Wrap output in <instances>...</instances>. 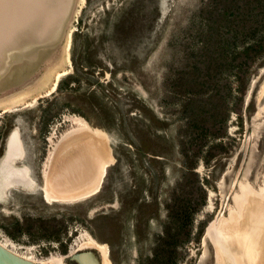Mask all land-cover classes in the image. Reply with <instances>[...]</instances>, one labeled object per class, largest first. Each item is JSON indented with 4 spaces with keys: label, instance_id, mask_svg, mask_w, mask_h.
I'll use <instances>...</instances> for the list:
<instances>
[{
    "label": "rangeland",
    "instance_id": "rangeland-1",
    "mask_svg": "<svg viewBox=\"0 0 264 264\" xmlns=\"http://www.w3.org/2000/svg\"><path fill=\"white\" fill-rule=\"evenodd\" d=\"M206 3L70 0L49 42L27 44L23 28L16 32V44L4 39L0 159L9 133L17 130L25 157L14 165H27L43 187L62 138L89 124L106 133L113 162L98 192L83 201L49 204L41 191L22 188L1 193L3 246L38 263L76 264L67 254L92 238L108 248L107 264H142L159 250L158 237L176 223L181 231L171 264H216L207 229L195 239L198 224L208 216L209 226L226 217L234 198L247 204L255 192L264 196V56L249 69L241 121L229 112L221 124L225 133L218 140L226 150L208 165L197 159L196 176L185 181L180 111L192 88L180 77L194 69ZM47 107L58 113L42 130L41 111ZM205 142L201 155L213 139ZM86 147L90 153L92 147Z\"/></svg>",
    "mask_w": 264,
    "mask_h": 264
},
{
    "label": "trees",
    "instance_id": "trees-1",
    "mask_svg": "<svg viewBox=\"0 0 264 264\" xmlns=\"http://www.w3.org/2000/svg\"><path fill=\"white\" fill-rule=\"evenodd\" d=\"M200 18L205 22L198 32L194 69L188 72V76L180 77L185 86L192 88L180 111L185 120L179 130L180 151L187 169L182 175L185 181L190 175L196 176L192 169L196 167L197 159L208 165L211 159L226 150L222 140H218L225 133L221 124L229 112L236 113L241 121L249 69L264 56V0H207L200 11ZM57 113L51 114L50 107L41 111L42 130ZM207 137H211L213 142L207 146L206 154L201 155V147H205ZM194 141H199L198 147H192ZM195 183L204 195L198 179ZM210 218L208 216L198 224L196 240ZM180 231L181 227L176 223L169 226L166 236L157 239L159 250L142 264H171V249L176 247ZM187 236L184 240L188 239ZM55 239L59 241L58 237ZM61 247V252L65 253L66 246L61 244Z\"/></svg>",
    "mask_w": 264,
    "mask_h": 264
},
{
    "label": "bare ground",
    "instance_id": "bare-ground-1",
    "mask_svg": "<svg viewBox=\"0 0 264 264\" xmlns=\"http://www.w3.org/2000/svg\"><path fill=\"white\" fill-rule=\"evenodd\" d=\"M27 6L28 5H26L24 8ZM68 47L69 46L66 44V51L68 50ZM65 72L57 73L56 78L50 88V93L55 90L56 81H58L60 76L65 74ZM88 125H81L78 129L70 131L62 138L55 153L52 156L50 171L46 172L45 177L43 178V187L39 186L32 178L31 171L28 166H24L22 169L12 168V164H10L9 161L10 156L18 154L20 158H16L17 160L25 157L24 146L20 142H18L19 145L17 144V136L14 131V133L10 136V140H8L9 151L7 153V158L2 160L3 162L0 165V194L2 193L5 195L7 190L10 188H22L30 191L39 190L42 192L44 200L49 204L74 203L83 201L95 195L99 190L98 187L100 185L101 179L104 176L103 174L105 173V169L111 165L113 160L110 158V149L107 145L108 140L106 133L104 134L100 130L92 129ZM86 145L92 147L90 153L88 152ZM251 198L252 197L250 196L248 203L242 206L241 217H243L239 221L233 222L235 221L233 220L229 221L230 223L224 222L220 225L219 229L218 227L213 229V224L215 223H211V225L206 230V240L211 243L210 237L212 239L215 238L217 236L218 230H225L226 227L229 228V230L237 227L236 231L242 229L244 224H248V221L253 218L252 216L248 215V213L253 214L260 210L264 215V203L255 201V199ZM250 242L251 238L249 239L248 243ZM81 248L95 249L100 255H103L107 264L108 248L105 244H100L91 238L85 242ZM262 257L263 254L260 255L256 264H264V261H261ZM25 259L32 260L29 257ZM39 263L59 264L58 259H52L45 263Z\"/></svg>",
    "mask_w": 264,
    "mask_h": 264
},
{
    "label": "water",
    "instance_id": "water-1",
    "mask_svg": "<svg viewBox=\"0 0 264 264\" xmlns=\"http://www.w3.org/2000/svg\"><path fill=\"white\" fill-rule=\"evenodd\" d=\"M69 4L70 0H0V7H2L0 8V44L4 39H11L10 41L13 40L14 44H16V32L22 28L25 29L22 32L25 33L23 36L27 44L49 42L53 38V32L56 33L59 30L58 26L61 17L68 13ZM26 5L28 6L24 8ZM57 83L56 81V85ZM13 133L14 130L9 133L6 139L7 141L3 156L0 159V165L3 162L2 160L7 158L9 151L8 140H10V136ZM15 133L17 136V144L18 142L21 143L18 137V131L15 130ZM16 158H20L18 154L10 156L9 161L12 164V168L22 169V167L27 166L14 165ZM251 197L255 201L264 203V196L259 195L257 192L251 194ZM242 200V198H234L233 208L229 209L226 217H219L214 220L216 222L213 229L217 226L219 229L220 225L224 222L239 221L243 217H241V207L246 203L245 200ZM248 215L253 218L248 221V224L245 223L242 229L237 231V227L231 230L227 227L221 231L217 229V236L213 239L210 237L216 264H256L262 254L261 261H264V215L260 210L253 214L248 213ZM208 226L205 227V230ZM250 238L251 242L248 243ZM67 255H69L68 259L76 262V264H101V257L98 251L92 248L75 250ZM0 264L40 263L25 259L0 243Z\"/></svg>",
    "mask_w": 264,
    "mask_h": 264
},
{
    "label": "flooded vegetation",
    "instance_id": "flooded-vegetation-1",
    "mask_svg": "<svg viewBox=\"0 0 264 264\" xmlns=\"http://www.w3.org/2000/svg\"><path fill=\"white\" fill-rule=\"evenodd\" d=\"M69 256V255H68Z\"/></svg>",
    "mask_w": 264,
    "mask_h": 264
}]
</instances>
